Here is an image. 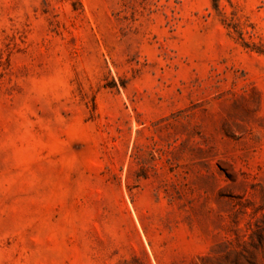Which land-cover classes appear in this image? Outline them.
Here are the masks:
<instances>
[{"label":"rangeland","instance_id":"rangeland-1","mask_svg":"<svg viewBox=\"0 0 264 264\" xmlns=\"http://www.w3.org/2000/svg\"><path fill=\"white\" fill-rule=\"evenodd\" d=\"M0 264H264V0H0Z\"/></svg>","mask_w":264,"mask_h":264}]
</instances>
